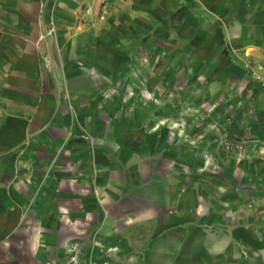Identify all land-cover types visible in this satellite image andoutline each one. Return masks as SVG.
Returning <instances> with one entry per match:
<instances>
[{
	"label": "crops",
	"instance_id": "0c3cea01",
	"mask_svg": "<svg viewBox=\"0 0 264 264\" xmlns=\"http://www.w3.org/2000/svg\"><path fill=\"white\" fill-rule=\"evenodd\" d=\"M94 6L0 0V264H185L213 217L229 231L220 248L258 247L241 208H212L190 146L82 87L85 71L116 70V50L138 41L264 109L251 78L264 71V0H141V18L106 24Z\"/></svg>",
	"mask_w": 264,
	"mask_h": 264
},
{
	"label": "rangeland",
	"instance_id": "374dc122",
	"mask_svg": "<svg viewBox=\"0 0 264 264\" xmlns=\"http://www.w3.org/2000/svg\"><path fill=\"white\" fill-rule=\"evenodd\" d=\"M140 2L92 0L94 14L105 24L109 19L141 18ZM149 47L136 41L127 47V56L116 50L111 58L116 70L85 71L83 92L120 96L129 108L147 113L151 126L165 128V137L190 146L191 153L201 158L194 172L210 184L212 208H241L244 226L257 228L258 247L229 242L220 248V235L223 242L229 231H216L219 220L213 217L214 230L192 233L189 245H193L183 249L190 255L185 264H264V109L243 97L237 86H206L201 79H190L187 70L178 74L160 45Z\"/></svg>",
	"mask_w": 264,
	"mask_h": 264
},
{
	"label": "built area",
	"instance_id": "2783aa9c",
	"mask_svg": "<svg viewBox=\"0 0 264 264\" xmlns=\"http://www.w3.org/2000/svg\"><path fill=\"white\" fill-rule=\"evenodd\" d=\"M251 78L256 83L257 86H259L261 89H264V71L253 73Z\"/></svg>",
	"mask_w": 264,
	"mask_h": 264
},
{
	"label": "trees",
	"instance_id": "16d2710c",
	"mask_svg": "<svg viewBox=\"0 0 264 264\" xmlns=\"http://www.w3.org/2000/svg\"><path fill=\"white\" fill-rule=\"evenodd\" d=\"M186 1H192V0H186Z\"/></svg>",
	"mask_w": 264,
	"mask_h": 264
}]
</instances>
